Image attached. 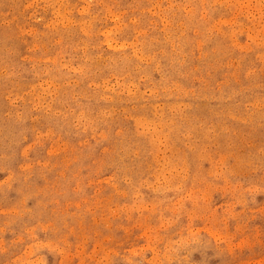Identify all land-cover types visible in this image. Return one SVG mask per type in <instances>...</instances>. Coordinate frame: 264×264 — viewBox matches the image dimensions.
Masks as SVG:
<instances>
[{
	"label": "rangeland",
	"instance_id": "rangeland-1",
	"mask_svg": "<svg viewBox=\"0 0 264 264\" xmlns=\"http://www.w3.org/2000/svg\"><path fill=\"white\" fill-rule=\"evenodd\" d=\"M0 264H264V0H0Z\"/></svg>",
	"mask_w": 264,
	"mask_h": 264
},
{
	"label": "bare ground",
	"instance_id": "bare-ground-1",
	"mask_svg": "<svg viewBox=\"0 0 264 264\" xmlns=\"http://www.w3.org/2000/svg\"><path fill=\"white\" fill-rule=\"evenodd\" d=\"M257 85V84H256ZM173 104L174 103H172L171 104V106H173ZM180 104V103H179ZM181 105V104H180ZM179 105V106H180ZM189 105V104H188ZM191 105V104H190ZM256 105V104H255ZM177 106V105H176ZM185 106H186V103H185ZM187 107V106H186ZM190 108V107H189ZM173 109V108H172ZM180 110V109H179ZM178 110V111H179ZM155 111L157 112V110L155 109ZM177 111V110H176ZM154 112V111H153ZM156 112H154V113H156ZM162 112V111H161ZM172 112V111H171ZM180 112V111H179ZM148 114V113H147ZM159 114V113H158ZM155 115V114H154ZM161 115V114H160ZM163 115V114H162ZM172 115V114H171ZM173 116V115H172ZM181 116V115H180ZM142 117V116H141ZM157 117H158V115H157ZM161 117V116H160ZM182 117V116H181ZM143 118V117H142ZM146 119V118H145ZM151 119H153V118H151ZM166 119V118H165ZM168 119V118H167ZM167 119H166V121H167ZM171 119H172V117H171ZM150 120V119H149ZM162 120V119H161ZM147 121V120H146ZM150 121H152V120H150ZM169 121V120H168ZM148 122V121H147ZM150 123V122H149ZM159 123V122H158ZM157 123V124H158ZM166 123V122H165ZM143 124H144V121H143ZM160 125H161V123H159ZM164 125V124H163ZM169 125V124H168ZM148 126V125H147ZM165 126H166V124H165ZM162 127V126H161ZM143 128V127H142ZM168 128H169V126H168ZM211 129V128H210ZM223 129V128H222ZM150 130V129H149ZM150 131H152V132H154L153 130H150ZM148 132V131H147ZM157 132V131H156ZM146 133V132H145ZM155 133V132H154ZM183 133V132H182ZM204 133V132H203ZM151 134V133H150ZM183 134H185V133H183ZM153 135V134H152ZM206 134L204 133V136H205ZM155 136V135H154ZM153 138V137H152ZM150 140V139H149ZM152 140V139H151ZM152 143V142H151ZM153 145V144H152ZM133 152H134V150H133ZM132 153V152H131ZM150 153H152V150H151V152ZM182 159V158H181ZM176 162V161H175ZM172 165V164H171ZM132 185V184H131Z\"/></svg>",
	"mask_w": 264,
	"mask_h": 264
}]
</instances>
